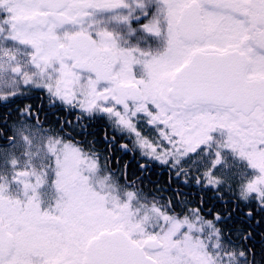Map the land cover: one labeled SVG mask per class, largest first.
I'll return each mask as SVG.
<instances>
[{"label":"snow or ice","instance_id":"1","mask_svg":"<svg viewBox=\"0 0 264 264\" xmlns=\"http://www.w3.org/2000/svg\"><path fill=\"white\" fill-rule=\"evenodd\" d=\"M0 264H264V0H0Z\"/></svg>","mask_w":264,"mask_h":264}]
</instances>
